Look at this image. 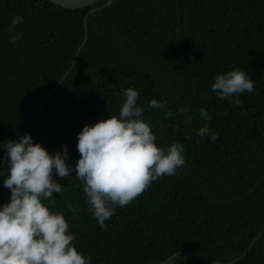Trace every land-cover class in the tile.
<instances>
[{
	"label": "trees",
	"instance_id": "16d2710c",
	"mask_svg": "<svg viewBox=\"0 0 264 264\" xmlns=\"http://www.w3.org/2000/svg\"><path fill=\"white\" fill-rule=\"evenodd\" d=\"M105 1L68 9L0 0V142L27 132L49 153L66 145L74 166L77 133L118 115L123 89L141 93V106L164 101L166 109L142 118L158 146H183L175 174L113 205L103 229L75 172L53 175L62 191L43 203L64 215L91 264H159L176 252L184 253L167 264H264V0ZM92 7L100 8L85 31ZM17 15L23 22L9 33ZM15 33L22 35L10 43ZM233 68L254 81V92L234 94L239 104L211 90L214 76ZM182 106L189 111L176 114ZM200 108L212 117L215 141L196 135ZM9 198L0 178V205Z\"/></svg>",
	"mask_w": 264,
	"mask_h": 264
},
{
	"label": "clouds",
	"instance_id": "9594fccd",
	"mask_svg": "<svg viewBox=\"0 0 264 264\" xmlns=\"http://www.w3.org/2000/svg\"><path fill=\"white\" fill-rule=\"evenodd\" d=\"M22 22L23 17L13 16L9 33ZM21 35H10L9 42L15 43ZM211 90L219 99L239 104L234 94L254 92V81L246 71L233 68L217 73ZM122 95L118 115L85 124L77 133L80 155L74 166L66 163V145H61L62 151L49 153L40 143H33L27 132L0 142L5 150L0 161L6 160L7 166L0 178L10 190L8 202L0 205V264H91V257L72 243L74 234L68 231L64 215L43 203L54 198L53 192L62 191L53 175L65 178L75 172L83 182L89 211L103 229L114 213L113 205H127L152 181L175 174L185 164L183 146L179 142L158 146L156 134L142 118L147 110L166 109V103L152 97L141 106V93L132 87L123 89ZM188 111V106H182L176 114ZM173 115L171 110L165 111L166 118ZM199 116L204 124L196 135L217 140L219 133L208 125L209 112L200 108Z\"/></svg>",
	"mask_w": 264,
	"mask_h": 264
},
{
	"label": "water",
	"instance_id": "95a60500",
	"mask_svg": "<svg viewBox=\"0 0 264 264\" xmlns=\"http://www.w3.org/2000/svg\"><path fill=\"white\" fill-rule=\"evenodd\" d=\"M52 3L59 5L61 7L64 8H68V9H75V8H81V7H86L89 5H92L100 0H49ZM112 3V0H106L105 3L103 5H109ZM102 5V6H103ZM101 7V6H100ZM100 7H92L84 16L83 18V24L85 27V31H87V17L89 14H91L92 12H94L95 10L99 9ZM87 40V35L85 34L84 39L82 41V43L79 46V49H81L85 42ZM184 252H176L170 256H168L167 258H165L164 260H162L159 264H167L169 263L175 256L182 254ZM216 264H226L225 262H215Z\"/></svg>",
	"mask_w": 264,
	"mask_h": 264
}]
</instances>
